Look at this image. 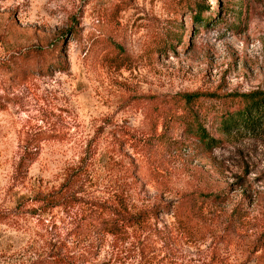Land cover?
I'll return each mask as SVG.
<instances>
[{
  "label": "rangeland",
  "instance_id": "374dc122",
  "mask_svg": "<svg viewBox=\"0 0 264 264\" xmlns=\"http://www.w3.org/2000/svg\"><path fill=\"white\" fill-rule=\"evenodd\" d=\"M0 90L13 98L0 109V211L9 212L0 264L39 252L44 223L62 235L72 226L77 207L37 217L32 198L82 157L78 197L129 190V208L148 216L144 234L172 231L171 254L159 244L145 252L154 263L205 264L214 251L211 264H264V130L225 134L207 124L220 140L210 150L179 128L169 131L184 142L175 151L120 143L124 131L139 141L153 134V96L264 90V0H0ZM204 102L235 107L231 97ZM35 142L34 160L16 174ZM221 190L225 201L176 218L185 194ZM133 257L122 252L111 264H137Z\"/></svg>",
  "mask_w": 264,
  "mask_h": 264
},
{
  "label": "trees",
  "instance_id": "16d2710c",
  "mask_svg": "<svg viewBox=\"0 0 264 264\" xmlns=\"http://www.w3.org/2000/svg\"><path fill=\"white\" fill-rule=\"evenodd\" d=\"M51 66L56 67L54 64ZM4 72L9 71L4 70ZM2 92H0V109H3L2 101L11 102L13 99L9 93ZM227 97H231L234 101V108L211 109L204 102ZM153 102L155 121L153 134L139 141L135 140L129 131H124L122 136L127 138L120 143L129 142L131 139L130 145L136 151L139 145L146 151L154 150L156 147L175 151L180 149L184 142L171 135L169 131L179 128L183 135L196 138V146L210 150L217 146L220 140L210 135L207 124L216 123L217 130L225 134L235 132L251 134L264 130V90L224 94L202 90L183 91L153 96ZM219 103L221 108L226 107L225 102ZM160 120L163 121L160 125L162 129L157 132ZM37 145L38 142H35V150L28 151L26 147L21 152L16 164V174L25 172L27 166L34 160ZM80 161L84 164L85 158L82 157ZM80 165L70 170L58 187L46 192H37L32 198L38 206H33L31 211L37 214V217L57 207L63 209L77 207V209L71 217L72 226H69L63 235L53 223L51 225L44 223L47 234L42 235L41 250L23 264H111V260L114 259L115 263L119 253L122 252H133L137 264H157L153 262L155 256L145 255L146 251L154 252L157 244L171 254L173 245H176L171 236L172 231L156 229L155 226L153 230L144 234V228L151 229L148 216L143 210L132 211L129 208V190L108 191L107 195L97 201L78 197L77 193L82 192L83 185H86L81 178L84 172L81 171ZM223 192V190L214 193L193 191L185 194L175 211L176 218L179 220L184 215L201 212L208 203L225 201L226 195ZM163 208L167 209V205ZM8 213V211H0V222L6 221ZM240 219L239 216L238 220ZM231 220L232 217L228 226ZM107 237L111 239L108 240ZM106 245L111 246L110 256L100 258ZM215 255L216 252H211L210 259L205 264L215 261Z\"/></svg>",
  "mask_w": 264,
  "mask_h": 264
}]
</instances>
